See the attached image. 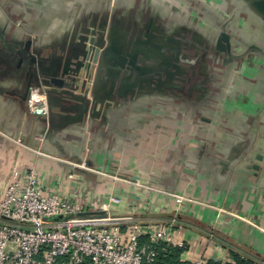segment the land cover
Here are the masks:
<instances>
[{"label":"crops","instance_id":"1","mask_svg":"<svg viewBox=\"0 0 264 264\" xmlns=\"http://www.w3.org/2000/svg\"><path fill=\"white\" fill-rule=\"evenodd\" d=\"M220 31L227 53L213 50ZM39 78L44 115L26 103ZM31 167L44 191L89 208L113 193L115 211L173 222L187 263L237 252L264 264L261 12L251 0H0V197Z\"/></svg>","mask_w":264,"mask_h":264},{"label":"built area","instance_id":"2","mask_svg":"<svg viewBox=\"0 0 264 264\" xmlns=\"http://www.w3.org/2000/svg\"><path fill=\"white\" fill-rule=\"evenodd\" d=\"M26 103L29 112L46 114L45 87L30 83ZM119 202V196L108 193L89 208L44 191L33 167L14 170L0 197V264H154L162 245L186 248L173 222L159 225L115 211ZM205 261L196 256L177 264Z\"/></svg>","mask_w":264,"mask_h":264},{"label":"water","instance_id":"3","mask_svg":"<svg viewBox=\"0 0 264 264\" xmlns=\"http://www.w3.org/2000/svg\"><path fill=\"white\" fill-rule=\"evenodd\" d=\"M251 3H252V6H254L256 9H258L261 12V14L264 18V0H251ZM91 43H94L93 39H91ZM149 44L151 46L156 47V48H160V44H157L156 42L150 41ZM91 47H92V49H94V45L91 44ZM217 47L220 48L221 50H224V49L229 50L230 42L228 39V34L226 32H221V37L217 41ZM104 51H105V53H108L109 47H106ZM115 62L119 67H122V68L133 69L135 67L134 59L132 57L125 55V54H118L116 56ZM89 66H90V62L87 63V67H89ZM50 80L52 83H54L56 85H62L61 78L52 76V77H50ZM31 83L42 84L45 87L46 92H47V96H48L50 90L48 87L45 86V84L42 82V80L40 78L35 80L34 82H31Z\"/></svg>","mask_w":264,"mask_h":264},{"label":"trees","instance_id":"4","mask_svg":"<svg viewBox=\"0 0 264 264\" xmlns=\"http://www.w3.org/2000/svg\"><path fill=\"white\" fill-rule=\"evenodd\" d=\"M162 247L155 257L154 264H177L181 261L180 254L184 248L166 244ZM205 264H258V262L237 252H232L230 260L221 261L207 258Z\"/></svg>","mask_w":264,"mask_h":264},{"label":"flooded vegetation","instance_id":"5","mask_svg":"<svg viewBox=\"0 0 264 264\" xmlns=\"http://www.w3.org/2000/svg\"><path fill=\"white\" fill-rule=\"evenodd\" d=\"M221 32H226V31H220L218 34H217V37H216V40H215V43H214V51H219V52H223V53H227V52H229V50H230V48H231V46H230V48H229V50H226V49H224V50H221L220 48H218L217 47V41H218V39L221 37ZM227 33V32H226ZM228 34V39H229V33H227ZM229 42H230V40H229ZM225 55V54H224ZM232 56L231 55H225L224 57H223V59H222V61H224V64H227V62H229V61H231L232 60ZM200 63V62H199Z\"/></svg>","mask_w":264,"mask_h":264},{"label":"rangeland","instance_id":"6","mask_svg":"<svg viewBox=\"0 0 264 264\" xmlns=\"http://www.w3.org/2000/svg\"><path fill=\"white\" fill-rule=\"evenodd\" d=\"M148 221H150V220H148ZM191 244H192V242H191ZM188 247H189V246H188ZM188 247H186V248H184V249H183L184 253H185V250H186V249H189ZM190 250H192V251L195 253V250H194V248H193V249H192V248H190Z\"/></svg>","mask_w":264,"mask_h":264}]
</instances>
